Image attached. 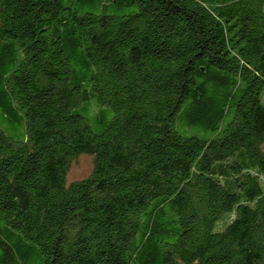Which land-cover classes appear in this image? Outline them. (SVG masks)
I'll return each instance as SVG.
<instances>
[{"label": "trees", "instance_id": "1", "mask_svg": "<svg viewBox=\"0 0 264 264\" xmlns=\"http://www.w3.org/2000/svg\"><path fill=\"white\" fill-rule=\"evenodd\" d=\"M92 1L0 0V264H264V0Z\"/></svg>", "mask_w": 264, "mask_h": 264}, {"label": "rangeland", "instance_id": "2", "mask_svg": "<svg viewBox=\"0 0 264 264\" xmlns=\"http://www.w3.org/2000/svg\"><path fill=\"white\" fill-rule=\"evenodd\" d=\"M106 0H93L87 8L84 10L95 12L99 14H108V15H129L137 12L140 6V0H118V2H115L112 5L105 4ZM262 103L264 104V95L262 98ZM88 118H92L93 114L92 112H88L85 114ZM0 126L2 129L6 132L7 135H10L12 137H17L20 128L13 127L11 129L7 128V126L0 123ZM200 136H204V133L202 132H196ZM93 168V157L90 155H80L77 159H75L70 167L69 173H68V181L72 182L75 180H80L85 177H87ZM218 229V228H216Z\"/></svg>", "mask_w": 264, "mask_h": 264}]
</instances>
